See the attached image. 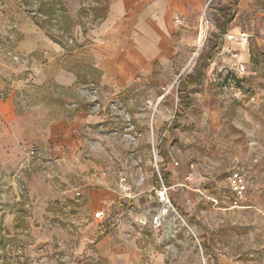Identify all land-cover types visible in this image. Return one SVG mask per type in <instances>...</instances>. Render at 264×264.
Masks as SVG:
<instances>
[{
	"label": "rangeland",
	"instance_id": "obj_1",
	"mask_svg": "<svg viewBox=\"0 0 264 264\" xmlns=\"http://www.w3.org/2000/svg\"><path fill=\"white\" fill-rule=\"evenodd\" d=\"M42 1L45 0L33 2L32 8L38 9ZM209 1L206 20H214L216 8L234 0ZM239 1L237 19L220 48L212 38L217 29L213 27L215 21H203L210 37L198 44L201 14L195 16L181 31L184 40L179 42L180 58L159 75L156 72L152 77L136 80L126 96L134 102L118 101L119 111L115 102L95 91L96 72L89 69L92 62L87 49L66 58L67 67L82 72L78 98L76 92L54 84L44 88L29 84L27 93L17 95L15 103L22 116L25 138L17 150L0 149V264H110L97 255L93 242L100 210L105 211L102 221L107 222L108 234L114 240L120 241L127 232L139 231V226L130 227L128 223L137 218L138 212L155 213L161 206L157 190L158 170L166 167L162 152L168 155V162L185 166L194 162L209 180L205 187L207 197L191 192L195 201L187 204L182 200L180 205L179 200L174 204L170 194L172 204L178 207L176 224L156 233L148 223L145 230L153 233H148L147 242L155 244L170 264H264V51L257 42L262 36L259 27L264 23V0ZM62 2L75 25L71 28L64 21L60 26L64 30L70 27L78 35L98 25L102 10L105 16L108 8L107 0ZM54 31L58 36L63 34L55 28ZM245 34L247 57L242 44ZM1 41L3 59L24 62L14 58L12 46ZM67 41L68 50L75 44V49L88 44L82 39ZM200 53H212L213 62L205 69L203 82L189 89L191 106L180 120L173 121L181 104L179 77L183 75L184 79L187 73H195ZM239 63L246 66L247 74L239 85H232V68ZM148 100L157 105L154 119ZM105 108L104 145L91 155H83L96 166L81 176L62 172L48 148V124L63 113H99ZM156 115L158 127L166 125L167 120L173 123L166 138L162 139L161 129L155 125ZM238 168L251 176L248 201L244 208L230 210L228 177ZM96 173L103 176L108 186L87 179ZM121 175L132 186L128 199L116 193ZM90 181L94 184L90 185ZM60 184L74 193V188L84 191L104 187V197L73 194L61 201L52 190H45V186L60 188ZM184 191L181 189L180 193ZM203 235L206 240L200 238Z\"/></svg>",
	"mask_w": 264,
	"mask_h": 264
},
{
	"label": "crops",
	"instance_id": "obj_2",
	"mask_svg": "<svg viewBox=\"0 0 264 264\" xmlns=\"http://www.w3.org/2000/svg\"><path fill=\"white\" fill-rule=\"evenodd\" d=\"M0 2V42H2L1 40L6 41V45L12 46L13 57L24 60V62L5 60L0 52V95L2 96H0V149L17 150L25 138L22 116L18 113L15 99L18 94L28 92L29 84L38 88L54 84L56 87L59 86L76 92V98H78L77 91L82 72H79V69L77 71L73 69L72 71V68L65 65L66 58L68 56L72 58L78 50L87 49L86 53H88L92 62L89 69L96 72V80L93 84L97 87V92L101 93L100 97L115 102L119 111L121 108H119L118 101L122 103L126 100L134 102V99H126V96L136 80L142 77H152L156 72H158L156 75H159L162 69L170 68L173 62H176L182 51L179 42L184 40L183 35L180 34L182 29L187 27V21L201 14L199 17V25L202 23L200 31L201 29L205 30V34H201L199 31L197 42L201 44L206 41V37H210L209 27L203 24L206 16H202L210 3L209 0H107L106 15L100 20L99 24L90 27L84 35L83 33L81 35L74 34L76 40L82 39L88 44L70 51V49L68 50V48H63L55 43L46 33H42L44 31L28 16L20 0H0ZM238 4V10L234 11L235 19L230 25L228 34L237 19L240 7L239 0ZM218 7L215 10L214 20L210 17V19L207 18L208 22L215 21ZM176 17L183 19L186 25H176L174 22ZM214 26L216 27V23ZM9 27L10 30H7L6 28ZM259 31L262 36L257 38V42L264 51V23L260 25ZM218 33L219 31L216 29L214 34ZM228 34L224 35L217 44L219 48ZM228 37L230 38V36ZM244 37L242 44L247 57L245 45L247 46L248 43V35L245 34ZM218 40H220V37ZM201 54H198V56ZM212 62L213 59L209 62V65ZM240 65L245 67V73L242 75L244 79L247 70L243 63L234 65L231 68L235 70ZM81 71L84 72V70ZM179 79L181 81L183 75H180ZM168 97L170 96L168 95ZM107 109L105 108L104 112L99 111V113L84 110H76L68 115L63 113L58 119L48 124L46 129L47 141L49 142L48 148L53 161L57 163L62 172L81 176L89 168L96 166L91 160L84 159L83 155H91L102 147L101 145H104L105 119L103 122L102 117ZM136 115L140 114L137 113ZM158 115H156L155 125L158 130L161 129L160 134L163 139L169 134L173 123L167 120L166 125L162 123L158 127ZM137 138L132 137V139ZM252 145H255V143L252 142ZM167 162L165 163L166 167L162 170L159 169L158 173L160 182L175 187V190L171 192L174 204H177L178 200L181 201L180 205L183 204L182 200H186L187 204L194 202L196 199L194 198L195 194L191 192L207 197L205 187L209 180L203 177L199 172V167L194 162H190L187 166L180 165L175 161L173 163ZM191 164L194 165V168L190 167ZM162 171L170 175L168 183L164 181ZM190 173L194 174L191 180L187 179ZM98 175L99 173L93 174L87 179L95 180L97 183H105L103 176ZM249 177L251 180L250 175ZM61 180L64 183L66 182L63 177H61ZM89 183L90 185L94 184L91 181ZM60 185H62L60 188L50 187L49 185V189L45 186V190H52L54 196L57 197L56 199L61 201L63 198H71L73 194L76 197H80L81 194H87L90 197L103 195L102 197H104V187L90 188L84 191L74 188L76 190L74 193L73 189L64 190V185ZM32 186V190L35 191V183ZM68 186L71 187V184L68 183ZM105 186H108V184L105 183ZM181 189H186V191L180 193ZM116 193L120 195L118 187ZM215 202L218 204V200H215ZM244 207L245 204L239 208ZM177 208H175L176 211ZM239 208L231 207L230 210ZM217 209L221 210V208ZM100 213H105L103 208H101ZM140 213L142 211L138 212L136 217L141 218L145 215V213ZM177 214L170 213L162 230L171 227L173 223L176 224ZM100 218L98 226L107 223L102 221L101 216ZM145 229L146 227H140L139 231L127 232L121 236L120 241L117 238L114 240L108 233L100 240L95 241L96 231L93 242L97 255L101 259L106 258L110 264H170L164 253L155 248V244L147 242L148 233L153 232ZM158 232L156 231V233ZM200 238L206 240L204 235ZM106 245L110 247L108 250Z\"/></svg>",
	"mask_w": 264,
	"mask_h": 264
},
{
	"label": "trees",
	"instance_id": "obj_3",
	"mask_svg": "<svg viewBox=\"0 0 264 264\" xmlns=\"http://www.w3.org/2000/svg\"><path fill=\"white\" fill-rule=\"evenodd\" d=\"M22 7L26 11L29 17L36 23V25L45 31L46 35L50 37L55 43H58L63 48H68V41H75V35L71 28L75 25V19L70 17V14L63 4L62 0H48L42 1L39 5L38 9L32 8L33 2H38V0H20ZM238 0H235L233 3L228 5L220 6L217 9V16L215 19L216 27L219 31L218 34H213L212 38L215 42L219 43L224 35L228 34L230 30V25L235 19L234 11L238 10ZM100 18H104V9L101 12ZM65 23L71 25L72 27L66 28L64 30L61 26V23ZM68 22V23H67ZM61 25V26H60ZM58 26V27H57ZM49 27V28H48ZM54 28L60 32H63L61 36L56 35L54 33ZM70 28V29H69ZM50 29V30H49ZM220 37V40L217 39ZM77 45L72 46L70 51H73ZM216 47V46H214ZM218 47V46H217ZM217 49V48H216ZM215 49V50H216ZM212 53L201 54L198 58V65L196 66V71L194 74H188L186 78L181 80L180 82V99L181 104L179 108V112H176L175 121L180 120L183 117L184 111L188 109L192 104V99L189 96V89L192 86L200 85L203 82L205 77V69L209 65V62L212 60ZM241 81H238V85ZM165 157L164 163L168 160V155L165 152H162ZM163 179L166 183L169 182L170 175L164 171ZM122 208H126L125 204H122ZM108 224H101L97 229V237L95 241L100 240L102 237L106 236L108 231Z\"/></svg>",
	"mask_w": 264,
	"mask_h": 264
},
{
	"label": "built area",
	"instance_id": "obj_4",
	"mask_svg": "<svg viewBox=\"0 0 264 264\" xmlns=\"http://www.w3.org/2000/svg\"><path fill=\"white\" fill-rule=\"evenodd\" d=\"M203 16L205 17L206 14L204 13ZM207 21V20H206ZM175 24L178 26H184L185 22L183 19L176 17L174 20ZM206 24H209L207 21ZM201 34H205V30L201 29ZM245 73V67L240 65L231 73L229 81L232 85H237L238 81L242 79V75ZM97 91V90H95ZM161 100V99H160ZM251 100L253 102L256 101L255 97H252ZM159 104V102H158ZM147 105L152 108L151 117L154 119L155 112L157 110V105L149 100L147 101ZM177 165V163H176ZM191 168H194V165H190ZM105 175V174H104ZM194 176L193 173H190L187 176V179H192ZM249 183L250 177L248 173L242 169H235L233 170L229 177H228V184L231 191V207L232 208H239L242 207L248 200V192H249ZM119 192L121 197L123 198H130L132 193V186L128 182L127 178L124 176L119 177ZM175 190V187H168L163 182H160V187L157 190V195L159 198V203L161 206L155 211V213H149L143 215L141 218H133V221H130L128 224L130 227H134L135 225L144 228L147 227L148 223H151V227L155 231H160L164 228V223L170 213L177 214L175 207L171 201V192ZM101 217L104 216V213L99 214ZM99 216V217H100ZM150 218V220L148 219ZM129 237V236H128Z\"/></svg>",
	"mask_w": 264,
	"mask_h": 264
}]
</instances>
